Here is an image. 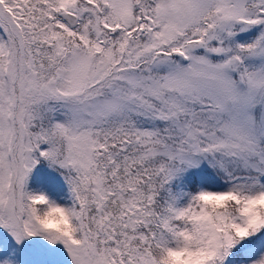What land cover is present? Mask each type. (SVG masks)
<instances>
[{
    "label": "snow or ice",
    "instance_id": "1",
    "mask_svg": "<svg viewBox=\"0 0 264 264\" xmlns=\"http://www.w3.org/2000/svg\"><path fill=\"white\" fill-rule=\"evenodd\" d=\"M0 264H264V0H0Z\"/></svg>",
    "mask_w": 264,
    "mask_h": 264
}]
</instances>
